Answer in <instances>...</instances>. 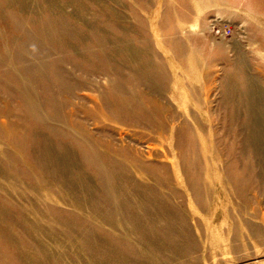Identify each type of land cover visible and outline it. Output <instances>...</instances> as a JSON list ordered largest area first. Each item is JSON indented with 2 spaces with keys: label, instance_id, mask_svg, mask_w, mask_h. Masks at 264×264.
<instances>
[{
  "label": "rangeland",
  "instance_id": "374dc122",
  "mask_svg": "<svg viewBox=\"0 0 264 264\" xmlns=\"http://www.w3.org/2000/svg\"><path fill=\"white\" fill-rule=\"evenodd\" d=\"M0 264H264V0H0Z\"/></svg>",
  "mask_w": 264,
  "mask_h": 264
}]
</instances>
